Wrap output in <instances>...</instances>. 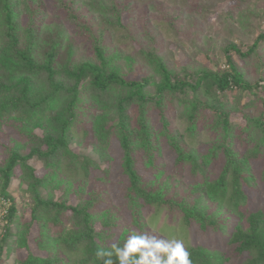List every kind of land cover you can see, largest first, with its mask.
<instances>
[{"label": "trees", "instance_id": "1", "mask_svg": "<svg viewBox=\"0 0 264 264\" xmlns=\"http://www.w3.org/2000/svg\"><path fill=\"white\" fill-rule=\"evenodd\" d=\"M118 1L101 4L113 33L125 28ZM54 3L84 26L74 2ZM233 7L244 16L250 34V22H264V0H236ZM47 10L44 0H0V37L8 41L15 59L6 55L0 65V128L12 119L10 127L26 137L4 147L0 189L12 205L0 245L16 249L21 264H70L73 254L78 258L72 264H103L98 249L123 247L132 234L154 236L144 212L155 207L152 221L161 223L168 215L161 229L174 232L181 218L191 264H264V80L249 78V69L264 62V31L247 41L246 48L233 37L223 39L222 46L213 48L225 54L228 68L219 70L194 73L187 64L172 69L159 55L158 43L141 47L139 60L159 75L157 82L153 75H125L122 52H109L103 40L95 39L94 59L63 70L54 66L58 48L47 54L46 62L37 57L32 40L20 51L19 30L32 34L37 43L44 34L38 19ZM21 13L28 25H22ZM61 31L65 29L58 25L55 33ZM176 44L182 49L181 42ZM124 59L129 67L136 62L129 54ZM241 92L262 103L259 115H245L243 125L233 121L231 111L240 106ZM132 108L136 124L131 123ZM74 144L95 154L76 151ZM15 178L20 180L14 188L27 186L30 222L18 223V200L7 194ZM223 208L242 218L229 236L222 232L228 225ZM34 222L41 230L49 226L55 236L36 242L46 255L25 256L21 249L30 247ZM198 230L207 244L195 240Z\"/></svg>", "mask_w": 264, "mask_h": 264}, {"label": "rangeland", "instance_id": "2", "mask_svg": "<svg viewBox=\"0 0 264 264\" xmlns=\"http://www.w3.org/2000/svg\"><path fill=\"white\" fill-rule=\"evenodd\" d=\"M66 1L74 2L78 8V15H81V21L84 26L79 22L69 19L66 9L65 12L57 10L56 3H54L55 0L52 2L50 0H44V5L48 10L45 16L42 15L38 19L39 24H42L39 27L41 30L40 33L42 31L44 33L40 38L36 39V41H39L36 43L33 40L32 34L24 30H19L18 32V49L23 51L29 46L30 40H32L36 55L42 62H46L48 53L58 48V54L54 64L57 70H63L65 67H74L79 62L94 59L96 57L94 44L96 42L95 39H97L103 40L102 43L109 48V52H113L116 49L122 52L123 58L120 62L124 64V67L121 63L119 64L122 66L125 75L133 78H139L143 75L150 77L153 75L155 77L153 80L158 82L159 75L155 72L153 73L152 68L146 67L139 60L137 53L141 47L149 49L154 43H158L159 55L163 57L168 67L172 69L179 70L182 68V65L187 64L193 67L194 73L201 68L219 70L228 68V65L223 61L225 54L220 51L217 53L216 50L213 51V48L217 47L219 43L222 46L221 42L223 39L233 37V39H236L238 45H243L246 48L247 41L252 42L257 32L264 31L263 21L261 26H257L253 22L248 24L251 34L244 29V16L239 14V10L233 7L236 0H119V5H117L121 10L125 28L124 31L118 30V32L114 33L106 27L104 17L107 16L102 15L103 8L101 6L104 1L111 4L112 0ZM16 2L19 3V0H16ZM90 4L92 10L89 7ZM19 8L22 10L21 4L20 7L17 6L18 13ZM22 14L20 16L22 25H28L26 18ZM114 17L113 15L112 18ZM58 25H61L65 29V32L55 33ZM175 29L178 34L175 32ZM152 36L156 38L157 42L152 41ZM178 42H181L182 49H178V45L176 44ZM5 43H7V49ZM262 43L261 53L264 59V41ZM8 45V41L0 37V65L2 59L6 58V55H10L11 59L15 60L11 56ZM126 54L134 56V61L136 62L132 67H129L124 59ZM215 60L218 64H214ZM108 63L111 62L108 61ZM258 64V67H254L259 70L256 68H253V70L249 69V73L251 74L249 78L251 81L259 77L264 80V62H259ZM112 66L113 63H111L110 67ZM2 71L0 70V75ZM150 89L153 92L155 88L152 86ZM258 89L259 91L262 90L260 87ZM256 97L254 94L250 96L243 92L238 94L240 106L238 109H231L234 116L233 121L243 125L246 122L245 115L252 118L259 115L262 103L257 102L255 100ZM98 112L99 109H96L95 114ZM130 115L131 123L136 124L137 112L134 108L130 110ZM11 120L7 118L5 126L0 128V164L6 155V149L4 148L6 145H9L15 140L23 142L26 139V137L19 133L20 130L18 132L16 128L10 127L12 125ZM181 125L183 127L184 123H181ZM36 132L41 135L43 129L38 128ZM86 148V145L74 144L76 151L89 153L90 155L95 154L93 149L88 150ZM34 164H38L39 173H43L41 163L36 160ZM19 180L18 178L14 179L13 184L7 189V194L15 196L18 200L17 206L20 207V210L17 215H22L18 222L21 224L31 221L32 211L30 198L25 193L27 186L20 184L14 188V186L19 184ZM3 194L0 189V212L2 214L8 212L9 207L12 205V199L10 200L7 195ZM220 211L221 215L226 218L224 219L225 222L228 221L227 227L222 232L225 236H229L234 223L240 222L242 218H239V215L235 214L232 210L223 208ZM154 212L155 207H145L144 215L149 223L146 226L152 231V234L155 237H161L165 240H180L185 247L187 245V240L185 239L187 229L180 226L181 218L177 219L178 224L175 225L176 228L173 232L170 231L173 228H169L168 230L161 229L160 227L166 225L168 215L163 219L161 218V223L157 224L150 218ZM100 222L98 220L96 227L99 228L101 226ZM0 223L4 225L2 226L5 232V225L8 222L4 218H0ZM43 228L42 230L46 234L42 233L40 224L34 222V225L31 226L28 239L30 247L21 249V252L25 256L30 252L41 255L47 254L43 250H39L36 242L38 239H45L44 237L49 241L55 236V233L49 226ZM195 234L196 237L194 236V238L196 241L199 239L201 243L207 244V237L200 230L196 231ZM2 235L3 232L0 234V240ZM215 248L224 251L220 245H216ZM56 250L54 249V251ZM0 258V264H21L22 260L16 249L5 245L3 247L0 245ZM77 258L78 256L73 254L70 257V264L76 261Z\"/></svg>", "mask_w": 264, "mask_h": 264}, {"label": "clouds", "instance_id": "3", "mask_svg": "<svg viewBox=\"0 0 264 264\" xmlns=\"http://www.w3.org/2000/svg\"><path fill=\"white\" fill-rule=\"evenodd\" d=\"M0 213L1 218L7 221L6 215L9 212ZM2 225L0 234L3 232L4 235ZM96 256L103 260V264H116L117 261L118 264H191L182 241L157 239L147 234H132L123 247L112 244L109 249H98Z\"/></svg>", "mask_w": 264, "mask_h": 264}, {"label": "built area", "instance_id": "4", "mask_svg": "<svg viewBox=\"0 0 264 264\" xmlns=\"http://www.w3.org/2000/svg\"><path fill=\"white\" fill-rule=\"evenodd\" d=\"M0 218H1V213H0ZM1 224V223H0Z\"/></svg>", "mask_w": 264, "mask_h": 264}]
</instances>
